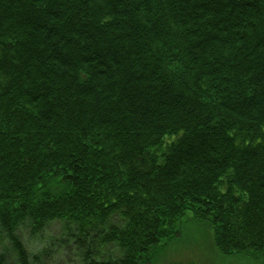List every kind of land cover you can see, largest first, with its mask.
Returning <instances> with one entry per match:
<instances>
[{"label": "trees", "instance_id": "16d2710c", "mask_svg": "<svg viewBox=\"0 0 264 264\" xmlns=\"http://www.w3.org/2000/svg\"><path fill=\"white\" fill-rule=\"evenodd\" d=\"M187 219L264 250V0H0V264H155Z\"/></svg>", "mask_w": 264, "mask_h": 264}, {"label": "rangeland", "instance_id": "374dc122", "mask_svg": "<svg viewBox=\"0 0 264 264\" xmlns=\"http://www.w3.org/2000/svg\"><path fill=\"white\" fill-rule=\"evenodd\" d=\"M181 227L180 235L169 240L158 253L155 264H264V250L222 253L213 241L211 229L205 224L187 219ZM59 229L60 223L52 222L41 239H29L28 246L30 249L38 248L47 235L57 234ZM60 250L50 260L53 264H82L72 249Z\"/></svg>", "mask_w": 264, "mask_h": 264}]
</instances>
